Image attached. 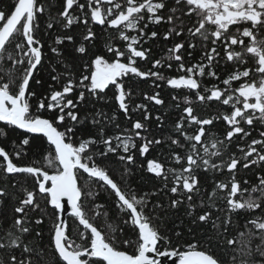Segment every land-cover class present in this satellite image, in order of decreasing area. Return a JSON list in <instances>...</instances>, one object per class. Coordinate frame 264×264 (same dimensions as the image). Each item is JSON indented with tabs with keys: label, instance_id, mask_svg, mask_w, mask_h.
Returning a JSON list of instances; mask_svg holds the SVG:
<instances>
[{
	"label": "snow or ice",
	"instance_id": "6c2138e0",
	"mask_svg": "<svg viewBox=\"0 0 264 264\" xmlns=\"http://www.w3.org/2000/svg\"><path fill=\"white\" fill-rule=\"evenodd\" d=\"M78 4V0H63V10L53 16L44 4L39 0H15L14 5L8 11L0 10V59L5 58V53H8L7 59L11 60L13 65L25 66L23 71L17 77L10 74L7 81L0 78V138H7V129L22 130L28 134L21 140L22 145H30V137L42 136L46 138L49 149H54V157L51 152L45 157L48 167L53 166L55 161L57 164L53 174L42 170L35 166H18L10 158V154L4 147H0V158L3 163L0 164V172L6 175L12 174H28L35 177V183L38 185L39 193L46 195V203L53 206L57 213V223L54 225V231L51 235V244L54 247L59 261L63 264H161L160 258H176L172 260V264H220V261L208 251L198 250L197 244L192 243L186 246V250L165 249L158 250V243L162 240L170 243L166 237H163L159 230L154 228L149 218L144 214V209L147 207L149 195L146 193L139 198L133 194L130 198L122 192L117 183H115L107 173V171L99 167L94 159V155L107 156L109 153L116 154L121 150L126 155H119L120 161H127L129 164L134 163V156L131 150L136 148L135 141L132 135H124L117 132L116 135H106V128L115 126L116 129L120 125L116 123L117 116L112 114L109 116L103 109L93 107L91 110L85 106V114H79V106L85 104L86 101L93 105L96 103H108L106 97V89L109 86L115 88V101L118 108L126 117H129V106L126 103V98L130 96V91H125L123 78L129 75L147 79L156 77L164 79L157 71H141L136 66V58L146 60L150 49L139 48L137 45L147 42V40L157 37V32L153 31L150 34L146 33L148 27L144 23L143 27L140 24L145 20L150 23L159 24L165 21V17L159 15L161 10L168 7L167 0H123V3L117 0H87V3H79V14L83 16L82 23L87 27L90 15L91 22L98 25H107L110 29H115L118 33V38L126 43V50L112 46L111 42L105 45L106 51L114 55L115 59L109 62L103 54L89 53L86 44L94 39L93 31L88 28L86 35L82 36V41L74 48V52L80 54L83 63L82 74L78 80L72 66L65 63L61 49L53 46L51 53L56 57L55 64H50L51 80L60 85L58 90L53 89V85H49V93L38 100L36 104V113L32 111L30 98L35 97L34 91H29L30 81L34 79L35 74L40 71L44 63L43 45L36 33L40 29L38 23V14L48 12L49 19L46 22L45 33L47 30L53 29L54 25H59L64 29H68L71 25L79 21V16H73L70 9ZM107 5L105 8L104 6ZM51 7V6H49ZM186 8V12L183 9ZM170 15L167 16L166 22L174 23L176 20H183L176 16L175 13L182 12L183 15L196 17L192 27L187 29L189 38L199 39L201 42H209L212 47L205 49L202 53L203 59L207 64L200 62L190 67H185L182 62V56L179 54L184 48V42L176 43L169 52L170 59L174 58L179 63V70L186 72L187 75H180L178 78H169L167 83L173 88H186L196 91V99L204 101H221L223 105H230V114H224L223 120L227 123L230 130L226 132L223 140L216 139L210 136L209 143L203 141L206 135V125H211L213 120L200 119L193 114L191 107L183 109L186 113L187 122L190 124L199 125L198 130L194 135H186L182 129V124L178 122L175 125V130L185 140L190 142V151L186 156L187 166L180 170L167 169L165 170L161 163L149 160L147 171L153 173L156 177H162L167 182L169 174L172 177V187L170 192L173 195L183 197L187 195L188 205L186 214L192 217L196 205L191 201L193 192L198 190L199 182L195 174L197 169L203 167L205 171H223L227 169L228 173L232 174L230 191L226 197H217V190H225L228 184L218 182L209 196V211L192 219V224L207 223L211 219V209L216 207V199L226 200L227 211L237 212L239 210L253 211L261 208V202L258 198H253L251 195L247 199H235L239 194L243 196L248 189L241 190L240 183L236 180L235 173L237 167L243 162L242 167L249 169L254 165L264 167V139H252L250 144L245 148H240L243 154L237 157L232 154L227 161L215 163L212 157H220L223 151L228 150L229 144L237 135L241 139L250 135L242 126L253 125L254 120H258L264 124V39L257 40L255 31L264 28V0H175L174 6L169 9ZM248 24L250 27H243L242 31L237 27L234 34H229L230 26H239ZM126 31H138V35H128ZM180 36L183 30L175 31L169 29L164 34V39H168L170 35ZM21 38L14 44V49L9 51L8 45L12 44L16 38ZM243 38H250V42L245 46ZM75 44V39L72 35L57 36L55 45H62L64 41ZM220 43L223 46L227 61H235L240 64L245 63V55H250L255 64V73L258 74L259 80L245 82L238 88L232 89L231 82L239 81L242 77L248 78L250 70L245 68L243 71H237L229 75L223 80V84L229 86L227 90H221L213 86L212 89H205V92H210L209 95H202L198 90L200 84L195 76H203L205 74L215 77L216 73L209 70L213 66L216 57L220 55L216 45ZM241 46V51H235L232 46ZM203 46V45H202ZM189 49L195 50L197 44L189 42ZM127 55V63L121 62V57ZM192 52H189V56ZM94 56V58H93ZM87 57V59H83ZM161 64L160 60L153 62L152 67L155 69ZM55 65H61L58 71ZM171 67V65H169ZM35 83L41 85L42 81L36 79ZM13 89H15L13 91ZM79 92L75 97V101L69 96L75 91ZM145 99L154 101L157 105H162L163 100L159 98V94L148 96L146 93ZM175 99V97H174ZM239 105H242L239 106ZM135 109H145L144 120L150 117L147 114L146 106L138 104ZM133 109V110H135ZM53 113L51 118H45L41 112ZM160 117H157L159 120ZM185 117H181L184 121ZM68 121V124L64 122ZM64 127V130H59V127ZM145 125L137 120L132 124V129L135 131V136L140 137L141 129ZM128 130L125 129L124 132ZM79 134L80 140L78 146L74 140ZM261 138H264V131L259 133ZM115 141V146L113 142ZM15 143V141H13ZM161 144L162 141L146 140L145 143L139 146V153L143 156L148 152L149 147L153 144ZM173 145H179V140L171 139ZM103 145V151L86 155L89 152L90 146ZM203 155H200L201 149ZM257 146H261L258 148ZM183 147V145H181ZM211 148V150H210ZM14 155L19 158L20 151H16ZM173 158L177 164L181 163V157L173 153ZM83 170L89 177L96 178L103 182L102 186H107L114 193L117 199V207L122 212L129 213L130 223L135 229H138V247L134 254H129L126 251L118 250L112 243L106 239L101 231L97 229L86 218L79 203L82 192L77 185V173ZM258 183L251 188L252 192L259 191L261 197H264V176L257 174ZM50 182V186H46ZM248 183L247 180L244 181ZM24 193V198L19 200V206L14 208L17 215L14 222L3 236H0V250H7L6 257L0 255V264H33V258L36 259V264L39 261L40 245L25 243L23 236L31 234L33 228L31 226V218L27 215L26 209L31 206L33 211L41 210L40 205L36 203L35 193L27 189H20ZM88 195H92L91 192ZM9 193L5 188L0 187V199L7 198ZM13 198H16L13 194ZM66 198V204L62 200ZM184 201L180 199H172L170 207L175 209ZM97 207H101L97 205ZM161 207L159 203L154 205V208ZM201 207H204L201 204ZM70 210V215L77 218L79 224L83 226L85 232L81 233V239H86V233L90 232V244L84 246L75 243L69 239L66 234V222L60 213ZM42 211V210H41ZM219 219V218H217ZM129 221H125L128 223ZM43 223L42 218H36L34 224L39 226ZM256 230L249 229V242L245 243L241 248L234 249L237 255L232 257V264H264V218L255 217L247 222ZM230 225V218L225 219L222 225L213 222V229L223 227L225 232ZM247 226V225H246ZM111 227V225H109ZM41 232L36 231L35 236L41 237ZM180 235L179 232L176 233ZM241 236L244 233H240ZM259 237L261 243L256 245L255 249L251 247V238ZM115 237L113 236V240ZM130 241L125 240L124 244L128 245ZM227 245L236 243L234 239H227ZM19 250L18 258L15 252ZM152 254V255H149ZM239 257V260H238ZM259 257V259H258Z\"/></svg>",
	"mask_w": 264,
	"mask_h": 264
},
{
	"label": "trees",
	"instance_id": "16d2710c",
	"mask_svg": "<svg viewBox=\"0 0 264 264\" xmlns=\"http://www.w3.org/2000/svg\"><path fill=\"white\" fill-rule=\"evenodd\" d=\"M41 4H44L46 8L53 16L63 10V0H39ZM15 3V0H0V10L8 11ZM168 4V3H167ZM51 6V7H49ZM172 6L168 4L164 10H161V16L165 17V21L159 24L150 23L147 20V14H145V20L140 24L143 27L144 23L148 24L145 29L146 33L157 32V37L147 40V42L137 45L139 48H147L150 51L147 54L146 60H140L136 58V66L141 71H157L160 73L164 79H158L156 77H149L147 79H141L129 75L123 78V84L125 85V91H130V96L126 98V103L129 106V117L119 110L118 104L115 101V88L114 86H109L106 89V97L108 98V103L100 102L93 105L91 102L86 101L85 104L79 106V114L83 116L85 114V106L88 110L93 107L103 109L109 116L115 114L117 116L116 123L120 125L119 129L115 126H109L106 128V135H116L117 132H121L124 135H132L136 144V148L131 150V154L134 156V163L129 164L127 161H120L118 159L119 155H126L121 150L118 153H109L107 156L94 155L93 159L95 163L104 168L109 174L110 178L117 183L118 187L124 192L129 198L135 194L138 198L145 195L146 193L151 194L155 192L156 195H149L147 198L149 203L144 209V214L149 218L151 225L158 229L163 237H166L170 243L165 241L159 242V250L163 249H177L184 250L186 246L192 243L197 244V248L203 251H208L210 254L214 255L220 264H232V257L237 255L234 249L241 248L245 243L249 242V229L253 232L256 230L251 224L247 222L255 217L264 218V197H261L259 191L252 192L251 188L253 185L258 183L257 174L264 176V167L261 165L251 166L249 169H244L242 167L243 162L238 165L235 177L240 183L241 190L248 189L244 192L243 196L237 195L235 199H247L249 195L253 198L260 199L261 208L253 211L239 210L237 212H228L226 200L216 199V207L211 209V219L205 223L192 224L191 221L195 217L203 214L205 211H209L207 205L209 204V196L212 194L218 182H224L228 184V188L225 190H217V197H226L230 191V183L232 174L228 173L227 169L223 171H205L203 167L197 169L196 175L198 177L199 187L198 190L193 192L191 195L193 199L192 204L196 205L194 209V214L189 217L187 212V195L179 197L173 195L170 192L172 185V177L169 174L167 188L165 187V181L162 177H156L153 173L147 171V162L149 160L161 163L165 170L174 169L180 170L182 167L187 166L186 156L190 151V142L186 141L184 136L180 135L175 130V125L180 122L182 124V129L186 135H194L198 130L199 125L190 124L187 122L186 113L183 109L185 107H191L193 109V114L200 119H211L213 123L211 125H206L205 131L206 135L203 137L205 143H209L210 147V136L216 139L223 140L226 136V132L230 130L227 123L223 120L224 114H230L231 106L223 105L221 101H209L205 99L204 101H199L196 99L197 90H189L186 88H173L168 85L167 80L169 78H178L180 75H187L186 72L179 70V63L174 58H169L171 49L176 43L184 42L185 46L179 53L182 56V62L185 67H190L194 64L203 62L207 64V61L203 59L202 53L205 49H210L212 47L209 42H201L196 38H189L187 29L192 27L195 23L196 17H188L183 15L182 12L175 13L176 16L181 17V20H176L174 23L166 22V18L170 13L169 9ZM71 11V9H70ZM71 14L75 13L70 12ZM38 23L40 29L37 31L36 35L40 39L43 45L44 53V63L41 66L40 71L35 74L33 80L30 81L29 91H34L36 93L35 97L30 98V104L33 106L32 111L36 113V104L38 100L49 93V85H53L54 90H58L60 85L55 84L51 80L50 64H55L56 57L51 53V47L56 46L61 49L62 57L65 63L72 66L76 78L78 80L79 76L82 74L83 63L80 54L74 52V48L79 45L82 41V36L86 35L88 28L93 29L94 39L86 44L88 52L95 54H103L106 59L111 62L115 59L114 55L106 51L105 45L111 42L112 46L120 48L121 50H126V43L118 38V33L115 29H110L105 25L101 26L98 24H93L88 17L89 23L87 27L82 23L83 16L79 14V21L71 25L68 29H64L59 25H54L53 29L47 30L45 33L46 22L49 19L48 12L44 14H38ZM250 27L248 24H242L239 26H230V33L234 34L237 31V27L242 31L243 27ZM175 29V31L183 30V34L180 36L170 35L166 40L164 39V34L169 29ZM138 35V31H126L128 35ZM257 40L264 39V28L255 31ZM67 36L72 35L75 39V44L64 41L62 45H55L54 41L57 36ZM21 38H16L12 44L8 45L9 51L14 49V44ZM245 41V46L250 42V38H243ZM189 42H194L197 44L195 50L189 49L187 44ZM203 45V46H202ZM217 50L220 55L216 57L213 62V66L209 69L216 73L215 77L209 76L207 74L203 76H195L200 84L199 92L202 95H209L210 92H205V89H212L213 86L221 90H227L229 86L223 84V80L228 78L234 72L243 71L245 68L250 70V76L248 78H241L239 81H232L231 88H238L241 84L245 82H252L256 80L258 82L259 76L255 73V67L257 66L254 59L246 54L244 59L245 63L240 64L235 61H227L222 44L218 43L216 45ZM235 51H241V46H232ZM189 52L192 55L189 56ZM8 53H5V58L0 59V78L3 81H7L10 74L19 76L23 71V67L20 65H13L11 60L7 59ZM94 58V56H93ZM87 59V57H83ZM160 60L161 64L155 69L152 67L154 61ZM121 62L127 63V55L121 57ZM171 65V67H169ZM58 71L61 69V65H55ZM36 79L42 81L41 85L35 83ZM15 89H13L14 91ZM152 96L159 94V98L163 100L162 105L155 104L154 101L146 100L145 95ZM78 90L69 96V98L75 101V97L78 96ZM175 97V99H174ZM138 104H143L146 106L147 114L149 115L148 120H144L145 109H135ZM242 107V105H239ZM135 109V110H133ZM43 117L51 118L53 113L51 112H41ZM160 117L157 120V117ZM185 117L184 121H181V117ZM137 120L141 121L145 127L140 131V137L135 136V131L132 129V124ZM68 124V121L64 122ZM0 126H3L0 124ZM242 126L246 131L250 132V135L240 138L239 135L235 136L232 142L229 144V148L222 152L220 157H212V161L215 163H220L221 161H227L228 157L235 154L237 157L242 156L240 148L247 147L252 139H264L261 138L259 133L264 131V124H261L258 120H254V124ZM127 129V132L124 130ZM7 138H0V146L4 147L6 151L9 152L10 158L17 165H30L35 167H40L48 172H55L57 164L54 161L52 167H48L45 157L51 152L54 157V150L49 149L45 140L42 136L30 137V145H22L20 142L25 138L27 134L17 130V129H7ZM59 130H64L63 125L59 127ZM159 139L162 141L161 144L157 145L153 143L148 152L143 156L139 153V146L145 143L146 140L155 141ZM171 139L179 140V145H173ZM76 145L78 146L80 136L79 134L74 137ZM15 141V143H13ZM183 145V147H181ZM115 146V141L113 142ZM103 145H92L90 146V151L86 155L96 153L98 151H103ZM200 155H203L202 148ZM261 148V146H257ZM211 150V148H210ZM20 151L21 155L17 158L14 153ZM173 153L179 155L181 163L177 164L173 158ZM2 158H0V164H2ZM247 180L248 183L245 184L244 181ZM78 186L81 189L82 195L80 198V205L82 211L85 213L86 218L89 219L94 226H96L102 234L108 239L110 243L113 244L118 250L126 251L130 254L135 253V249L138 247V231L130 223L129 213L122 212L117 207V197L114 192L110 190L106 185L102 186L103 182L89 177L85 173H77ZM0 187L5 188L9 193L7 198L0 199V236H3L10 228L14 222L17 215L14 212V208L19 206V200L24 198V193L20 189H27L28 191H33L35 193L36 203L40 205V209L33 211L31 206H29L26 211L27 215L32 221V233L25 234L23 240L25 243L31 242L34 244H39V261L40 264H63L56 257L53 246L51 244V235L54 230V225L57 223V213L52 207L46 203V195L41 194L38 191V185L35 183V177L28 174H12L6 175L0 172ZM91 192L92 195H88ZM13 194L16 198H13ZM183 199V203L177 208L173 209L170 207V202L172 199ZM159 203L161 207L154 208V205ZM201 204L204 207H201ZM100 205L101 207H97ZM36 218H42L43 223L39 226L34 224ZM219 218V219H217ZM230 218V225L227 227L225 232L223 227L219 229H213V222L218 225H222L225 219ZM129 221L125 223V221ZM67 229L66 233L69 237H77L80 244L88 246L90 242V237L86 233V239H81V233L85 232L76 219L68 216L67 217ZM111 225V227H109ZM247 225V226H246ZM41 232V237H36V231ZM179 232L180 235L177 236L176 233ZM240 233H244L243 236ZM113 236L115 239L113 240ZM227 239H234L236 241L233 245H227ZM128 240L130 243L128 245L124 244V241ZM251 247L255 249L256 245L261 243L259 237L251 238ZM18 258L20 256L19 250L15 252ZM0 255L6 257L7 250H0ZM259 259V257H258ZM239 260V257H238ZM33 264H36V259L33 258Z\"/></svg>",
	"mask_w": 264,
	"mask_h": 264
},
{
	"label": "water",
	"instance_id": "95a60500",
	"mask_svg": "<svg viewBox=\"0 0 264 264\" xmlns=\"http://www.w3.org/2000/svg\"><path fill=\"white\" fill-rule=\"evenodd\" d=\"M22 131V130H20ZM23 132V131H22ZM26 134V133H25ZM28 135V134H27ZM46 140V138H44ZM81 172H83V170H80ZM54 172L52 173H49V174H53ZM84 173V172H83ZM86 175H88L87 173H85ZM93 178V177H92ZM96 179V178H95ZM77 185H78V181H77ZM46 186H50V182H48V184ZM79 187V186H78ZM110 189V188H109ZM111 190V189H110ZM39 191V190H38ZM115 194V193H114ZM118 199V198H117ZM62 203H65L66 204V198L64 200H62ZM50 207L53 208V206L51 204H49ZM60 215L62 216V218L64 219V221L66 222V225H67V217L70 215V210H67V211H64L62 213H60ZM77 219V218H76ZM78 221V219H77ZM79 223V221H78ZM138 231V229H137ZM169 250H172V249H169ZM186 250V249H184ZM200 250V249H198ZM130 254V253H129ZM149 255H152V254H149ZM176 258H171V259H168V258H164V257H161L160 258V261H161V264H172V260H175ZM177 264H178V261H177Z\"/></svg>",
	"mask_w": 264,
	"mask_h": 264
},
{
	"label": "flooded vegetation",
	"instance_id": "af4514ba",
	"mask_svg": "<svg viewBox=\"0 0 264 264\" xmlns=\"http://www.w3.org/2000/svg\"><path fill=\"white\" fill-rule=\"evenodd\" d=\"M117 2H121V3H123V0H117ZM79 3H87V0H78V4ZM167 3L170 5V6H174V3H175V0H167ZM78 4L77 5H74V8H73V12H75L74 14L72 13V15L73 16H79V8H78ZM105 8L107 7V5H105L104 6ZM183 11L184 12H186V8H184L183 9ZM70 12H72V9H71V11ZM159 15H161V11L158 13ZM93 23V22H92ZM93 24H95V23H93ZM106 27H107V25H105ZM91 30H93V29H91ZM134 35H135V33H134ZM75 243H76V241L75 240H73ZM89 244H90V242H89ZM88 244V245H89ZM158 250H159V243H158ZM165 249H163V250H159V251H164ZM177 250V249H176ZM128 253V252H127Z\"/></svg>",
	"mask_w": 264,
	"mask_h": 264
},
{
	"label": "bare ground",
	"instance_id": "6f19581e",
	"mask_svg": "<svg viewBox=\"0 0 264 264\" xmlns=\"http://www.w3.org/2000/svg\"><path fill=\"white\" fill-rule=\"evenodd\" d=\"M46 118V117H45ZM20 131V130H19ZM22 132V131H21ZM24 133V132H23ZM25 134V133H24ZM45 140V139H44ZM45 143L47 144V141L45 140ZM1 147V146H0ZM52 150H54V149H52ZM147 164H148V162H147ZM18 166H30V165H18ZM42 170H44V169H42ZM45 171V170H44ZM49 173H52V172H49ZM69 216H71V215H69ZM71 217H73V216H71ZM73 218H75V217H73ZM76 219V218H75ZM76 221H77V219H76ZM77 223H78V221H77ZM79 224V223H78ZM67 225H68V223H67ZM79 226L83 229V226L82 225H80L79 224ZM96 227V226H95ZM66 229H67V227H66ZM98 229V228H97ZM99 230V229H98ZM54 231V230H53ZM100 231V230H99ZM88 233V235H89V237H90V232H87ZM67 234V233H66ZM69 237V236H68ZM69 239H71V240H75L76 241V243H79L80 244V242H79V239L77 238V237H69ZM53 250H54V247H53ZM54 253H55V250H54ZM55 255H56V257L58 258V256H57V254L55 253ZM59 259V258H58ZM63 263V262H62Z\"/></svg>",
	"mask_w": 264,
	"mask_h": 264
}]
</instances>
